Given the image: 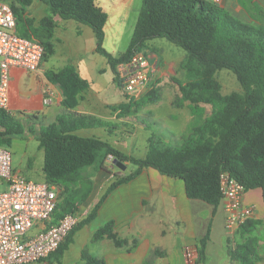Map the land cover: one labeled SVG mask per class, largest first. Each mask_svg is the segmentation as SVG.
Listing matches in <instances>:
<instances>
[{
  "label": "trees",
  "instance_id": "1",
  "mask_svg": "<svg viewBox=\"0 0 264 264\" xmlns=\"http://www.w3.org/2000/svg\"><path fill=\"white\" fill-rule=\"evenodd\" d=\"M33 1L12 0L9 4L17 28L22 29L21 36L34 38L43 45V60L54 53V18L74 20L92 29L95 51L106 58L117 86L120 83L117 66L129 62L135 53L144 51L149 41L164 38L183 49L185 56L177 69L180 79L172 77L180 92L173 105L179 108L188 102L192 114L199 119L177 146L151 134L142 158L125 155L99 138L75 134L89 128L115 130V123L69 112L41 126L36 139L44 152L42 170L45 182L59 190L54 221L79 212L93 190L95 175L104 169L109 158L136 167L131 174L108 186L90 212L47 258L50 263L63 264V255L73 243L77 231L94 219L104 199L116 187L135 178L143 169H153L161 175L180 179L188 198L201 200L214 209L221 199L220 175L223 172L240 183L245 192L264 187V24L244 23L207 0H141L129 46L114 57L103 48L107 14L95 0H37L47 8L37 26L31 18L24 17L26 8ZM222 69L235 75L242 92L221 93L216 72ZM46 77L59 87L61 104L68 111L77 107L81 94L89 88V83L70 65L48 72ZM157 82L149 83L139 98L111 107L112 111L119 110L118 116L125 117L157 102L160 99ZM200 104L211 106L208 116L203 117L205 110L199 107ZM24 129L21 122L0 110L1 147H10L14 137L21 136ZM28 130L30 133L34 131L32 128ZM260 224L257 219H248L240 226L237 233L241 240L228 252L231 262H262L259 237L255 233ZM102 239L111 240L116 248L128 244L114 232L113 221L93 233V242ZM207 240L208 235L197 246L199 261L203 259ZM157 255V251H153V256ZM81 258L85 264H104L87 251H82ZM145 264H152V259Z\"/></svg>",
  "mask_w": 264,
  "mask_h": 264
},
{
  "label": "crops",
  "instance_id": "2",
  "mask_svg": "<svg viewBox=\"0 0 264 264\" xmlns=\"http://www.w3.org/2000/svg\"><path fill=\"white\" fill-rule=\"evenodd\" d=\"M0 1L9 3L7 0ZM134 1L95 0L96 5L107 14V21L103 28L105 35L109 30L115 28L123 18V13L132 6ZM207 1L215 3V0ZM218 5L244 23L255 26L264 24V0H220ZM111 6L117 10L116 16L111 17L108 13ZM255 9L259 10V15L253 12ZM46 10L45 4L34 0L26 8L24 17L31 18L34 21V26H37L46 15ZM54 21L53 55L55 54V42L61 43L62 32L68 24L76 26L75 35L81 41L76 40L71 44L68 43L67 50L70 58L66 60V65L57 69L46 68L45 63L50 57L41 62L38 71L35 73L27 72L18 67L10 68L9 100L6 112L21 122L25 128L23 134H30L36 138L38 129L43 125L52 123L58 117L57 113L75 112L95 117L103 122L118 123L114 130L117 134L113 133L112 143L103 140L125 155L133 156L132 151L135 145L126 146L127 140L134 139L136 129H146L145 125L136 119L139 114L145 119H150L151 113L154 112L157 115V111L164 104L171 110H178L177 114L181 117V124L173 133H170L171 139L177 144L181 143L184 134L199 121L189 109L188 102L179 108L173 105L174 100L180 96L179 89L173 97L160 95L157 102L145 105L138 112L125 117L118 116L119 110L112 111L111 107H119L132 99L124 95L120 85L117 86L113 82L114 75L106 58L96 53L95 36L92 29L74 20H63L57 16ZM74 22L80 26L75 25ZM16 31L21 36L22 29L16 26ZM144 51L153 63L162 65L161 73L157 71L159 76L162 73L166 74L165 70L170 71L169 68L173 66L172 63L163 60L155 48L149 49L147 45ZM68 65L73 66L78 75L89 83V88L81 94L77 107L72 111H68L62 106V95L59 87L50 83L46 77L48 72L59 71ZM168 65L170 66L168 67ZM108 72L112 73V82L117 88L110 90L111 96H104L103 83L99 75ZM199 107L205 110L203 117L210 114L211 106L210 110L207 109L206 104H200ZM147 112L150 116L146 114ZM128 118H133L139 123V126L133 131L124 127V122H127L126 119ZM28 128H32L33 133H30ZM92 129L97 128L82 129L75 134L102 140L101 137L105 134L106 129L98 128L103 129L102 133ZM94 131L97 134H94ZM112 161L109 158L107 162L112 164ZM128 164L125 163L126 168ZM123 171L120 170V173L116 174L105 166L104 169L97 172L94 177L93 190L84 204L87 205L88 209L84 211L85 213L90 212L113 181L127 176ZM43 181H45L44 175ZM243 199L245 204L255 208L253 219L259 220L264 225V187L246 191ZM224 219L225 212L220 203L214 209L213 206L201 200L190 199L186 196L184 183L180 179L161 175L153 169H143L135 178L116 187L104 199L94 219L77 231L74 238L87 226H92L94 233L105 223L113 221L114 232L120 239L128 241L126 246L116 248L111 240L102 239L94 242L97 244L95 251L89 252L85 249L82 251H87L98 260L103 261L104 264H145L149 259H152V264H187L186 250L190 248L197 250L200 241L208 235L203 259L199 261L198 254L197 264H236L231 262L228 252L240 240L235 241L237 232L232 237L225 235V240H223ZM92 235L91 242H93ZM73 243L65 251L63 258ZM220 249H222V253ZM82 251L78 257L85 264L81 258ZM153 251H157L156 257L153 256ZM63 258V264H67L68 262L65 263ZM221 258L224 260L221 261ZM259 264H264V256Z\"/></svg>",
  "mask_w": 264,
  "mask_h": 264
},
{
  "label": "built area",
  "instance_id": "3",
  "mask_svg": "<svg viewBox=\"0 0 264 264\" xmlns=\"http://www.w3.org/2000/svg\"><path fill=\"white\" fill-rule=\"evenodd\" d=\"M219 4L220 0H215ZM45 49L34 38L16 31V19L9 3L0 1V110L8 109L10 68L38 71ZM145 51L117 66L120 87L127 97L139 98L158 71ZM220 205L225 212L224 231L232 237L240 226L255 216V208L244 203V187L228 173L220 175ZM59 190L45 181L34 182L12 168L11 154L0 146V264H51L54 253L80 221L69 214L54 221ZM187 264H197L195 248L186 250Z\"/></svg>",
  "mask_w": 264,
  "mask_h": 264
},
{
  "label": "rangeland",
  "instance_id": "4",
  "mask_svg": "<svg viewBox=\"0 0 264 264\" xmlns=\"http://www.w3.org/2000/svg\"><path fill=\"white\" fill-rule=\"evenodd\" d=\"M11 2L12 0H7ZM111 9L108 11L111 17L117 15V10L111 6ZM141 8V0H135L131 7L127 8L125 13H123V18H121L120 22L115 26L114 29L109 30L106 35L104 36L103 48L113 55L114 57L119 56L129 46L133 27L135 26L136 18H138L139 11ZM255 14L259 15V10H253ZM137 16V17H136ZM75 25L80 26V24L74 22ZM118 31H115V30ZM76 26L68 24L66 29L62 32V41L61 43L55 42V54L51 56L45 66L47 69H57L67 64V59L70 58L67 45L70 42L73 43L74 41L80 39L76 38L75 35ZM148 48H155L158 54L168 63H172L173 66L169 68L170 71L165 70L166 74L159 76V72L163 70L162 65H159L157 72L151 77L150 84L152 81H158L156 83V87L160 90V95L163 96H171L173 97L177 93V85L173 82L172 77L180 79V74L177 73L178 65L182 58L185 56V51L180 47L176 46L175 44L170 43L164 38H157L151 40L148 44ZM170 65H168L169 67ZM174 67V68H173ZM161 70V71H160ZM101 81L103 83L104 88V96H111L110 90L116 89L117 87L112 82V73L108 72L107 74L99 75ZM216 79L220 83L221 86V93L223 95H227L233 92L240 93L242 89L235 78V75L226 69H222L216 72ZM120 85V83H119ZM122 91V90H121ZM123 92V91H122ZM162 93V94H161ZM102 95V94H101ZM121 99V97H120ZM207 109L210 110V105H207ZM141 113V112H140ZM174 113V114H173ZM178 110H171V108L167 107L165 104L161 106V108L157 111V115L152 112L150 119H145L139 114L137 116V121L139 123H143L145 125V130L143 129H136L134 139L130 138L127 140L126 146L135 145L132 154L136 157H143L147 152V142L146 139L151 135L154 134L156 137L161 138L167 144L171 146H177L179 144L175 143L170 136V133H173L177 127L181 124V117L178 116ZM146 114L149 115L147 112ZM58 116L64 115L63 113H57ZM150 116V115H149ZM127 122H124V127L127 130L133 131V129L139 126V123L136 122L133 118L126 119ZM52 122V121H51ZM118 124V123H117ZM196 124V123H195ZM89 130V129H87ZM96 132L102 133L103 129H92ZM106 128V132L103 135L102 140H107L108 142L112 143L113 133L116 131L110 130ZM94 131V134H97ZM190 133V129L184 134L187 136ZM11 154V164L12 168L18 172L21 176L27 178L28 180H32L34 182H42L43 181V151L39 148V144L37 139L30 134H22L21 136H16L12 140L11 146L7 147ZM129 152V151H128ZM105 166L111 171L116 174L120 173V170L113 166L110 163H106ZM136 167L129 163L127 168L123 171L125 175L131 174ZM87 205H84L80 208L78 214L80 215V220L84 218L87 213L84 211L87 209ZM90 209V208H89ZM88 210V209H87ZM238 231V230H237ZM236 231V232H237ZM93 233L92 226H87L84 228L80 233L74 238V243L70 250L66 252L63 261L67 264H83L82 261L79 260L80 252L85 249L89 252L92 250H96V243L91 242V235ZM255 233L259 237V245H260V252L264 256V225L260 224L257 227ZM222 237L225 240V232L222 230ZM241 240L240 235L236 233L235 241ZM111 244V242H109ZM226 250V248H224ZM221 253L223 252L220 249ZM69 259V261H68ZM224 258H221L223 261ZM52 264V263H51Z\"/></svg>",
  "mask_w": 264,
  "mask_h": 264
},
{
  "label": "water",
  "instance_id": "5",
  "mask_svg": "<svg viewBox=\"0 0 264 264\" xmlns=\"http://www.w3.org/2000/svg\"><path fill=\"white\" fill-rule=\"evenodd\" d=\"M112 164L115 165L117 168H119L120 170H125L126 169V166L125 164L121 163L120 161L118 160H113L112 161Z\"/></svg>",
  "mask_w": 264,
  "mask_h": 264
}]
</instances>
